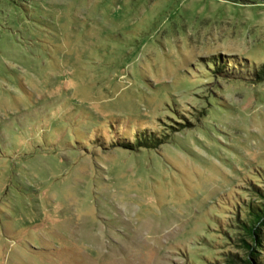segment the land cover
<instances>
[{
  "label": "rangeland",
  "instance_id": "374dc122",
  "mask_svg": "<svg viewBox=\"0 0 264 264\" xmlns=\"http://www.w3.org/2000/svg\"><path fill=\"white\" fill-rule=\"evenodd\" d=\"M256 189L264 0H0V264H243Z\"/></svg>",
  "mask_w": 264,
  "mask_h": 264
},
{
  "label": "trees",
  "instance_id": "16d2710c",
  "mask_svg": "<svg viewBox=\"0 0 264 264\" xmlns=\"http://www.w3.org/2000/svg\"><path fill=\"white\" fill-rule=\"evenodd\" d=\"M260 200L245 205L246 220L240 223V230L248 239H243L242 248L247 255L241 259L243 264H264L259 254L264 251V190L256 189Z\"/></svg>",
  "mask_w": 264,
  "mask_h": 264
}]
</instances>
